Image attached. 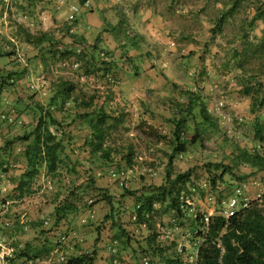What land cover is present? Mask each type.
I'll list each match as a JSON object with an SVG mask.
<instances>
[{"label": "rangeland", "instance_id": "374dc122", "mask_svg": "<svg viewBox=\"0 0 264 264\" xmlns=\"http://www.w3.org/2000/svg\"><path fill=\"white\" fill-rule=\"evenodd\" d=\"M23 2L25 0L0 3V48L15 50L20 58L17 63L0 58V74L27 68L21 79L0 89L1 263L58 264L69 256L94 249L95 264H144V257L148 262L152 259V263L161 264L162 258L170 255L191 262L198 238L191 230L189 218H174L170 211L155 205L157 211L152 213L149 225H138L132 218L136 203L134 196L122 194L124 188L140 192L142 187L158 186L164 181L169 146L162 136L171 135L168 118L181 115L180 109L187 100L182 95L184 90L199 92L218 126V131L211 128L210 135L204 134L201 143L189 145L186 153L174 158L173 174L196 166L194 174L198 180L195 184L199 189L185 197L188 205L186 217L219 211L225 204L223 201L231 197L238 186L251 200L264 193L262 171L241 183L226 175L224 179L233 184L230 190L222 183L215 190L204 166L207 162L220 160L229 163L225 155L235 143L249 148L253 145L254 115L249 113L251 96L243 95L241 87L259 61L249 55L243 59L241 36L247 32V38L254 44L264 37V21L257 20L251 29L248 27L255 8L264 5V0H241L232 17L216 32L213 31L215 19L222 10L230 7L231 0H88L83 12L93 8L96 13L86 18L85 32L83 27L75 25V30L83 33L87 40L93 41L100 32L101 12L96 9L101 4L109 21L115 22L123 17L137 26L134 31L145 32L143 45L134 51L114 48L112 42L113 48L109 47V37L100 43L101 51L95 54L100 60L113 57L114 68L108 74H115L112 75L117 79L114 83L102 75V71L85 75L82 61L76 64L75 55L60 60L56 54L47 59L46 65L37 66L39 59L31 58L36 50L19 47L22 46L18 34L21 25L34 34L47 31L62 36V45H57L56 49L58 52L70 49L72 39L65 32V24L71 23L68 18L72 13L71 5L80 9V0H36L33 6L27 3V10L21 11L18 4ZM120 3L123 10L119 9ZM145 11L150 13L148 25L139 22ZM78 12L75 16L79 15ZM162 25L165 31L160 34ZM119 35L126 39L124 34ZM154 41L159 42L156 47ZM105 46L112 55L102 52L106 50ZM61 78L75 84V94L79 97L86 96V100L94 95L96 103L117 118L115 124L109 121L113 126L104 144L113 150L111 161L104 160L101 151L92 154L89 148L82 146L89 127L86 123L81 124L80 119L70 122L74 113L69 105H65L54 113L63 124L70 125L71 140L60 154L62 161L55 175L47 173L45 167L40 168V173L30 181V192L16 197L15 187L26 166L23 156L25 142L16 141L6 148V141L33 128L40 113L34 102L46 106ZM148 79L156 82L146 85ZM255 90L252 89L254 95ZM218 101L223 105L217 112ZM16 108L22 110L19 115ZM196 120H200L198 115ZM188 123L191 129L194 128L191 120ZM191 134L192 131L187 137ZM128 148L133 153L130 165L126 161ZM247 172H250L248 167L240 166L234 173L240 176ZM104 189L111 196L115 222L133 239L129 244H124L125 237L121 241L113 240L117 229L111 219L104 218L109 209L106 201L101 199ZM219 193L223 194L220 202ZM65 199L77 209L56 224L54 206ZM153 233L157 236L148 244L147 238ZM26 244L30 247V256L20 253ZM150 245L160 248L161 255L153 256ZM179 245L183 248L180 253L177 251ZM133 248L137 251L133 252ZM32 254L37 257L32 258Z\"/></svg>", "mask_w": 264, "mask_h": 264}, {"label": "trees", "instance_id": "16d2710c", "mask_svg": "<svg viewBox=\"0 0 264 264\" xmlns=\"http://www.w3.org/2000/svg\"><path fill=\"white\" fill-rule=\"evenodd\" d=\"M36 0H25L23 3H19L18 7L21 11L27 10V3L33 6ZM241 0H231L229 8L222 10L218 17L215 19L213 31H220L223 25L232 17V13L236 10ZM3 4L4 0H0ZM85 3L88 0H80V12L77 10L72 14L70 24H65V32L72 39L70 42V49L62 52H58L57 45H62V36H57L54 33L41 31L37 34L31 33L27 28L19 25L20 32H18L21 38L22 46L20 49L29 47L36 50V53L31 58L39 59L37 66L41 63L47 64V59L55 57L56 54L61 58H65L69 55H75V63L78 64L82 61V69L85 75H90L98 71H102V75H106L107 79L111 82H116L117 79L108 74L110 69L114 68V59L111 56L109 60H100L96 54L100 52V43L106 42L108 39L109 47L124 49L129 43L136 42L135 31L129 22L122 18L115 22H104L99 33L93 38V41L87 40V37L83 33L75 30V25L84 28L86 25H81L82 15ZM2 9V8H1ZM98 9V8H97ZM105 7L101 6L97 11L102 14ZM94 12L95 9L90 8ZM79 15L75 16L76 13ZM102 17V15H101ZM257 20L264 21V5L258 6L254 10V14L248 22V27L252 28L254 22ZM250 28V29H251ZM105 33V34H104ZM119 34H124L125 38L120 37ZM108 35V36H107ZM248 33L244 32L241 36L242 47L241 56L249 55L255 57L259 64L250 76L246 79V83L242 84L241 91L243 95H250L249 113L254 115L252 121V129L254 131L253 145L249 148L247 146H240L238 143L232 145L229 154L225 157L229 160V163H225L223 160L219 162H207L205 163V170L209 172V182L213 189H217L219 183H222L227 190H230V186L233 184L228 180H225V176L228 175L230 179H236L241 183L247 179L250 175L257 172H264V37H261L259 41L254 44L252 40L248 39ZM258 38L257 36H254ZM118 44H115V43ZM78 45L80 48H78ZM105 46L106 51L112 55L109 51V47ZM55 47V48H54ZM73 48H78L75 50ZM113 48V47H112ZM73 49V50H72ZM96 53V54H95ZM107 55V53H105ZM239 55V52H237ZM0 58H9L11 61L17 63L20 58L17 57L15 50H2L0 48ZM59 59V58H58ZM241 58V61H244ZM95 62V63H93ZM27 73V68L23 67L21 70H11L5 75L0 74V89H3L7 84H14V81L21 79L23 75ZM117 75V74H116ZM110 77V78H108ZM75 84L66 79H59L56 83L54 92L50 94L48 103L43 106L40 102H34L36 109L40 111L35 125L31 130L23 134L22 136H16L12 140L6 141L5 147H10L16 141H24L23 156L25 159V169L22 172L20 179L16 184V197H22L24 193L30 192V181L40 173V168L45 167L47 173L55 175L59 163L62 159L60 154L65 150L67 143L71 140V135L68 132L69 124H63L62 119L59 120L54 111H60L65 105H69L74 114L73 120H81V124L85 123L89 127L85 135L82 146L89 148L92 154L99 151L102 153V158L107 161L110 160V154L112 149L105 146L106 135L112 128L113 123L117 121L111 114L106 112L103 105L96 103L94 95H90L85 100L86 96H78L75 94ZM255 88V95L252 89ZM253 93V94H251ZM182 95L186 97V104L180 109L181 115L176 117L172 116L168 118V122L172 127L171 135H163L167 139L169 146V153L167 154V162L165 169L164 181L158 186L142 187L140 192H135L128 188H124L123 196H134L135 208L132 216L133 221L138 225H149L152 213L157 211L155 205L159 208H163L164 211H170L174 218L186 219L191 221V229L194 232L195 238H199L200 241L197 244L195 258L190 262L183 260L177 255H170L162 258L161 264H264V208L259 206L264 203V193L260 194L258 198L250 200L246 207L239 205L235 212L228 218H225L219 211H215L208 217V223L205 226V231L201 230L204 225L203 215L201 213H195L193 216L186 217L185 208L188 205L185 204V197L191 193V191L198 190L196 179L198 176L194 174L196 166L190 167L183 172L176 174L172 173V164L174 158L179 154L187 152L188 146L196 143H201L203 136L210 135L209 130L211 128L218 131L216 119L213 115L209 114L206 104L202 100L199 92L184 90ZM82 99H79V98ZM104 96V98H106ZM23 101V99H19ZM180 106L179 103H176ZM82 109L81 111L79 109ZM17 115L22 110L17 109ZM200 117V120H196V116ZM18 117V116H17ZM191 120L193 127L189 125L188 121ZM109 121H113L112 124ZM167 121V120H166ZM73 124V123H72ZM78 126V125H77ZM192 131V134L187 135ZM107 147V148H106ZM132 151L128 148L126 151V161L130 165L132 158ZM240 166H246L250 169V172L243 173L240 176L236 175L235 169H239ZM93 182V180H90ZM238 183V184H239ZM89 185V184H88ZM204 185V184H203ZM219 187V186H218ZM241 187V186H238ZM138 193L137 195H135ZM244 193V192H243ZM101 199L105 200L109 206L108 212L105 213L106 219H111V224L117 229V233L114 234V241L123 240L125 237V243L129 244L133 241L129 237L120 224H117L113 218L114 206L112 204L111 196L107 190L101 192ZM245 195V193H244ZM223 197L222 193L218 194V202ZM77 209L76 205L69 200L63 202L58 201L54 206V221L59 223L68 213H71ZM99 236V235H98ZM156 234H150L147 238L148 244H151L155 239ZM98 240L95 241V243ZM131 245V244H130ZM196 245V243H195ZM152 255H161V249L158 247L149 246ZM183 249V248H182ZM30 247L26 244L25 250L21 251V255L30 256L28 251ZM137 249L133 248V252ZM142 251H147L142 249ZM158 251V252H156ZM182 252V251H181ZM180 253V252H178ZM37 257L36 254H32V258ZM145 258V257H144ZM147 259V257L145 258ZM96 250L91 252H82L77 255L69 256L62 260L58 264H95ZM149 260V259H148ZM147 261L146 264H154Z\"/></svg>", "mask_w": 264, "mask_h": 264}, {"label": "built area", "instance_id": "2783aa9c", "mask_svg": "<svg viewBox=\"0 0 264 264\" xmlns=\"http://www.w3.org/2000/svg\"><path fill=\"white\" fill-rule=\"evenodd\" d=\"M70 9H71L72 13L69 15V18H71L72 14L78 10V7L74 4H72ZM222 105H223V102L218 101L216 104V107H215V111L218 112L220 110V108L222 107ZM113 175H115L114 172H113ZM258 197H259V195L256 198H258ZM250 200H251L250 198H248L246 195H244V193L242 191V187H237L234 190V194L231 197H229L227 200L223 201L225 204L219 210V213H221L225 218H228L235 212V209L239 205L246 207ZM262 205H264V204L261 203L259 206H262ZM213 213L203 215L204 216L203 217L204 225L201 228V230L205 231V226L208 223V217L210 215H212ZM199 241H200V239L198 238L197 243H199ZM177 251L178 252L182 251L181 245L178 246ZM195 255H196V253H195ZM195 255L192 257V260L195 258ZM143 261H144V264L147 263V260L145 258H143ZM0 264H5V263H1V258H0Z\"/></svg>", "mask_w": 264, "mask_h": 264}, {"label": "crops", "instance_id": "0c3cea01", "mask_svg": "<svg viewBox=\"0 0 264 264\" xmlns=\"http://www.w3.org/2000/svg\"><path fill=\"white\" fill-rule=\"evenodd\" d=\"M95 3H97V2H95ZM85 5H87V3H85ZM102 5V4H101ZM101 5H98V9H100L101 8ZM121 7V8H120ZM85 9V8H84ZM98 9H96V11L98 10ZM119 9L120 10H123V6H121V3H120V6H119ZM99 12V11H98ZM105 12V10L102 12V17L100 18L101 20H100V24L98 25V27H99V30H98V32L101 30V27H102V25H103V23L104 22H111V23H115V22H117L118 20H120L121 19V17L120 18H118V20H116L115 22H112V21H109L107 18H106V13H104ZM96 12H95V10H94V12H87V13H85V12H83V17H82V23H81V25H86V23H87V21H86V18H89V16H93L94 14H95ZM123 18V17H122ZM127 22H130L128 19H125ZM150 20V13H148L147 11H145L142 15H141V17H140V20H139V22H141V23H143V24H149V21ZM140 23V24H141ZM130 25H132V27H133V29L134 28H136L137 29V26L136 25H134V23L132 24V22L130 23ZM87 26V25H86ZM94 26V25H93ZM79 27H80V25H79ZM95 27V26H94ZM139 32H136L135 31V34H136V38H135V40H136V42L134 43V42H132V43H129L130 45H128V46H126V49L127 50H129V51H134L136 48L138 49V46H142L143 44V42L145 41V39L146 38H144L145 37V32H142L140 29L138 30ZM165 30H164V28H163V25L162 26H160V30H159V32H160V34H162L163 32H164ZM154 43H155V45H153L154 47H156V45L159 43V42H156V41H154ZM146 45V44H145ZM152 78V77H151ZM156 82V80H153V79H151L150 81H149V79H148V82H146L145 84L146 85H148V84H153V83H155Z\"/></svg>", "mask_w": 264, "mask_h": 264}]
</instances>
